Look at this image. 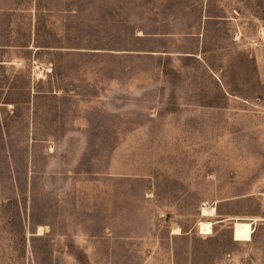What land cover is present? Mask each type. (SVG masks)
Segmentation results:
<instances>
[{
	"label": "rangeland",
	"instance_id": "374dc122",
	"mask_svg": "<svg viewBox=\"0 0 264 264\" xmlns=\"http://www.w3.org/2000/svg\"><path fill=\"white\" fill-rule=\"evenodd\" d=\"M0 264H264V0H0Z\"/></svg>",
	"mask_w": 264,
	"mask_h": 264
},
{
	"label": "crops",
	"instance_id": "0c3cea01",
	"mask_svg": "<svg viewBox=\"0 0 264 264\" xmlns=\"http://www.w3.org/2000/svg\"><path fill=\"white\" fill-rule=\"evenodd\" d=\"M215 20H225L226 18L224 17H213ZM204 21H203V25L198 26L197 31H191L190 32V38H196L198 45H200V50H198L199 52H197V54H201V57L204 56L205 54H208L210 52H206L205 51V47L206 44L210 41L209 36H207V31L209 29V27L207 26L208 20L212 19L211 17H207V15L203 17ZM207 20V21H206ZM233 37V36H232ZM232 37L230 36V40L234 41V43H236V37ZM215 40V39H214ZM213 40V41H214ZM202 47V49H201ZM216 52V51H215ZM193 56H196L195 53L192 54ZM198 56V55H197ZM204 64L208 67H210V71L213 72L212 76V88L215 89L216 91H218L219 96H226V94H228V84L225 81V79H222L220 76L217 75V73L219 74L220 72H218L219 68L217 70H214V68L211 66L212 64H208V62H206L205 60H203ZM52 93H57L56 91H52ZM35 94V91H34ZM239 95V94H237ZM237 95L235 94V97H237ZM239 97V96H238ZM91 125L90 123H85L83 122L82 125H78L77 130L78 131V138L76 139H80V141H77V145H87L89 143V135H87L88 130L90 131L91 129ZM66 129H74V125L69 126L67 125ZM74 133H67L66 137L64 139H59L60 141H55L53 138H50L49 141H47V143L49 144V149L45 152L47 154H55L58 153L59 151H57L58 149H54V151H51V147L57 146V145H61V144H65V145H71L72 142V138L74 137ZM65 141V142H64ZM62 153V151H61ZM50 175V174H49Z\"/></svg>",
	"mask_w": 264,
	"mask_h": 264
},
{
	"label": "bare ground",
	"instance_id": "6f19581e",
	"mask_svg": "<svg viewBox=\"0 0 264 264\" xmlns=\"http://www.w3.org/2000/svg\"><path fill=\"white\" fill-rule=\"evenodd\" d=\"M213 223L209 220L201 221L199 224V230L201 234H211L212 233ZM40 234L42 233V228H40ZM173 233L179 234L180 231L178 229L174 230Z\"/></svg>",
	"mask_w": 264,
	"mask_h": 264
}]
</instances>
